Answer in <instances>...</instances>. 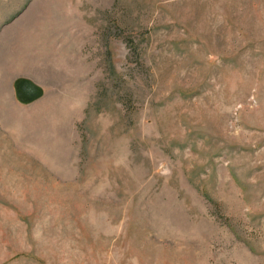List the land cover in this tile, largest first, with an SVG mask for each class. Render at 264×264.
<instances>
[{"label": "rangeland", "instance_id": "374dc122", "mask_svg": "<svg viewBox=\"0 0 264 264\" xmlns=\"http://www.w3.org/2000/svg\"><path fill=\"white\" fill-rule=\"evenodd\" d=\"M0 264H264V0H0Z\"/></svg>", "mask_w": 264, "mask_h": 264}, {"label": "water", "instance_id": "95a60500", "mask_svg": "<svg viewBox=\"0 0 264 264\" xmlns=\"http://www.w3.org/2000/svg\"><path fill=\"white\" fill-rule=\"evenodd\" d=\"M27 84V81H25V80H23V79H20V80H18V83H17V86L16 87H18V89H17V91L20 93L19 94V96H21V95H23L22 93H23V91H25V85ZM21 88L23 89V90H21ZM27 88L28 89H31V90H33L32 88H29L28 86H27ZM35 91L36 90H34V93H35Z\"/></svg>", "mask_w": 264, "mask_h": 264}, {"label": "crops", "instance_id": "0c3cea01", "mask_svg": "<svg viewBox=\"0 0 264 264\" xmlns=\"http://www.w3.org/2000/svg\"><path fill=\"white\" fill-rule=\"evenodd\" d=\"M18 78H21L20 76H18ZM25 78V77H24Z\"/></svg>", "mask_w": 264, "mask_h": 264}]
</instances>
